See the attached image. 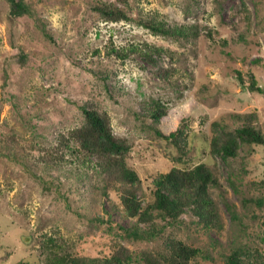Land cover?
Masks as SVG:
<instances>
[{"label": "rangeland", "instance_id": "rangeland-1", "mask_svg": "<svg viewBox=\"0 0 264 264\" xmlns=\"http://www.w3.org/2000/svg\"><path fill=\"white\" fill-rule=\"evenodd\" d=\"M26 1L34 10L11 18L8 0H0V131L16 126L30 137L13 108L12 92L25 104L23 112L32 115L43 128L74 125L81 120L79 102L87 98L100 101L111 113L115 131L134 141L128 161L138 170L148 197L157 174L172 166L191 167L210 161L208 138L213 120L235 127L239 125L237 113L256 111L257 125L264 131V0H130L129 5L115 0L134 16L143 7L159 11L170 21L199 24L201 34L194 44L153 34L130 21H101L100 33L96 27L87 30L85 26L95 17L90 8L95 0ZM243 2L250 16L245 17ZM34 12L48 20L56 44L38 27ZM111 37L117 44L136 38L163 43L182 53L181 63L168 56L163 60L165 66L177 65V85L163 82L155 73L157 66L143 59L109 62L118 67L115 80L125 91L132 95L145 91L169 101L171 110L164 118V128L188 124V154L179 152L153 129L142 128L130 107L136 103L134 100L107 96L94 74L84 67L88 62L84 56L71 58L75 49L92 43L102 46ZM251 72L258 76L262 92L250 89L247 75ZM215 168L223 194L236 204L242 225H236L228 205L214 188L223 217L221 227L206 229L192 224L184 213L187 224L167 231L209 251V258L199 257L193 264H227L223 253L238 248L245 256L254 247L264 254V208L255 201L243 204L244 196L255 197L263 189L264 144L243 146L239 155L228 161L217 157ZM0 184V264H15L21 259L41 264L45 253L41 252L40 239L44 233L63 235L82 254H98L117 235L79 216L53 188H44L21 165L3 155ZM92 196L97 197L96 208L101 212V203L111 208L105 197L92 195L86 185L78 184V200H91ZM114 198L119 201L117 196ZM112 213L121 224L134 221L121 211Z\"/></svg>", "mask_w": 264, "mask_h": 264}, {"label": "trees", "instance_id": "trees-1", "mask_svg": "<svg viewBox=\"0 0 264 264\" xmlns=\"http://www.w3.org/2000/svg\"><path fill=\"white\" fill-rule=\"evenodd\" d=\"M120 1L125 5L130 4V0ZM8 2L11 18L34 10L26 0ZM125 5L115 0H95L90 5L95 17L85 28L96 27L100 33L98 27L101 21H130L153 34L191 44L196 43L201 34L197 23L170 21L159 11L150 12L143 7L134 16ZM244 10L245 17L250 16L251 11L246 4ZM36 17L43 34L56 44L55 35L47 27L48 20L39 14ZM73 53L71 58L84 56L88 60L84 67L94 74L107 96L115 100L126 96L128 100L136 102L130 107L142 128L153 129L160 138L175 145L179 152L188 154V124L182 123L174 129L164 128V118L171 110L169 101L151 93L147 95L145 91L134 95L125 91L119 80H115L118 78V67L109 62L143 59L157 66L155 73L163 82L177 85V65L165 66L163 60L168 56L169 60L181 63V52L163 43L137 38L117 44L111 37L102 46L92 43L81 50L75 49ZM105 58L108 60L105 61ZM236 72L243 80L241 71ZM247 78L250 89L263 91L256 73H249ZM10 96L13 98V108L29 130L30 137L16 126L8 131H0V155L21 165L44 188H53L65 205L79 216H85L90 223L117 234L110 245L98 254H82L63 235L44 233L40 239L41 252L45 253L41 264H193L199 257L209 258L208 250L175 233H169L167 229L186 223L182 217L184 213L192 224H201L206 229L221 227L223 217L213 195L214 188L219 190L228 205L236 225H242L236 204L223 194V185L215 166L217 157L228 161L238 156L243 146L264 144V131L257 125L258 112L237 113L235 117L239 125L235 127L213 120L208 138L210 161H201L191 167L172 166L168 171L157 174L152 180L153 187L148 197L138 170L128 161L135 143L127 135L115 131L112 115L100 101L93 98L78 101L81 120L74 125L43 128L32 115L23 112L25 104L19 101L16 93L12 92ZM81 183L92 195L105 197L111 208L101 203L104 210L101 212L96 208L97 197L93 196L91 200H78L75 191ZM262 188L255 197L244 196L243 204L255 201L264 208V185ZM2 192L0 184V195ZM115 196L119 201L115 200ZM115 210L132 217L134 221L129 225L115 221L112 213ZM261 253L260 249L254 247L246 256L242 248L223 255L227 264H264V254ZM15 264L32 263L21 259Z\"/></svg>", "mask_w": 264, "mask_h": 264}]
</instances>
